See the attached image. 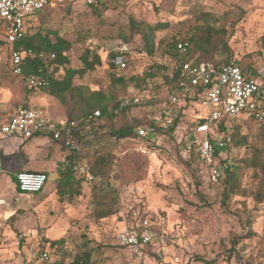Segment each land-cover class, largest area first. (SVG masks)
<instances>
[{
    "label": "rangeland",
    "instance_id": "obj_1",
    "mask_svg": "<svg viewBox=\"0 0 264 264\" xmlns=\"http://www.w3.org/2000/svg\"><path fill=\"white\" fill-rule=\"evenodd\" d=\"M103 7L108 10L103 11ZM201 13H209L213 17L211 24L228 31L234 59L264 71V0H96L95 6L83 0H53L50 7L30 18L31 35L39 30L56 31L73 45L70 63L54 75L56 78L61 79L68 68H82L80 58L87 49L99 53L106 67L111 53L123 43L130 49L129 67L120 75L142 79L153 67L156 77L124 88L113 82L116 71L100 68L74 80L75 87L83 90L69 94L64 105L68 117L80 116L81 108L92 100L94 92H101L112 105L125 97L142 102L105 119L104 126L98 128V135H104L99 140L87 136L93 134L90 128L82 132L90 139L87 146L80 144L85 151L82 163L89 164L94 153L107 155L112 191L106 190L100 196L104 203L113 205L114 214L104 219L91 218L90 212L100 209L92 208L91 198L87 199L82 217L64 216V209L51 207L22 211L11 219L13 216L5 214L4 208L0 210V264H32L33 253L46 248L51 251L49 264H70L84 245L93 251L94 264H264V204L257 203L251 194L257 189L259 172L244 168L239 191L223 204L226 168L221 164L219 180L212 181L208 169L198 161L191 138L189 125L198 115L197 101L181 103L180 122L174 131L147 128L149 138L133 141L110 135L122 127L137 130L160 121V100L166 99L169 91L165 75L174 63L165 54L166 45L191 37L203 24L205 17ZM156 24L164 27L153 34L156 49L150 56L140 30ZM7 43L0 27V122L23 106L22 100L29 93L41 92L31 91L12 73V45ZM228 126V132L221 133L228 147L222 159L232 163L246 160L252 157L254 148H263L259 124L237 119ZM242 136L247 144L237 147L235 141ZM65 150L70 152L68 147ZM59 155L31 162L28 170L36 172L37 168L54 166ZM12 170L13 166L6 163L0 176V190L5 188L7 198L16 189ZM56 177H51L46 190L54 187ZM94 186L87 184L88 195ZM28 202L35 205L39 199L30 198ZM133 213L152 218L158 230L156 242L139 255L134 254L137 249L123 248L116 241ZM59 239L65 242L58 250L48 245ZM86 240L88 244H84Z\"/></svg>",
    "mask_w": 264,
    "mask_h": 264
},
{
    "label": "built area",
    "instance_id": "obj_2",
    "mask_svg": "<svg viewBox=\"0 0 264 264\" xmlns=\"http://www.w3.org/2000/svg\"><path fill=\"white\" fill-rule=\"evenodd\" d=\"M88 6L96 4V0H83ZM53 0H0V27L3 28L7 41L17 43L31 35V17L39 15L45 8L50 7ZM177 49L188 52L190 42L178 38ZM110 63L122 72L129 67V51L124 44L117 45ZM47 63L55 60L51 53L36 54L33 50L12 49L10 51L11 71L15 76L23 77L31 89L40 90L49 85L48 77L44 75H24V64L27 58H36ZM186 80L168 91L166 99L162 101L160 122L165 130H171L175 118L179 114V106L186 102V98L198 99L199 119L204 123L195 129L194 145L197 146L201 161L209 171L212 181L216 182L221 175V161L219 152L226 145L225 138L217 130L218 124L224 119H246L264 123V71L259 76H246L237 60L223 66H216L211 62L196 63L194 60L181 65ZM134 102H139L135 99ZM101 117V112L95 111L88 121ZM79 128L77 121H57L44 108L20 107L16 113L0 124V132L7 137L20 136L32 138L36 134H53L55 139L65 138V145L77 148L75 132ZM146 130L139 131L146 136ZM4 163L0 157V176ZM79 172L86 177V184L92 185L96 177L90 172L88 163L79 165ZM17 186L20 192L34 195L42 192L48 183V176L42 172L20 171L16 174ZM5 202L0 201V205ZM137 218L136 213H134ZM137 220V219H135ZM152 218L136 221V224L125 223L117 234L118 245L138 249L156 242L157 229ZM51 251L41 249L32 255V264H45L51 260Z\"/></svg>",
    "mask_w": 264,
    "mask_h": 264
},
{
    "label": "trees",
    "instance_id": "obj_3",
    "mask_svg": "<svg viewBox=\"0 0 264 264\" xmlns=\"http://www.w3.org/2000/svg\"><path fill=\"white\" fill-rule=\"evenodd\" d=\"M101 5L104 6V2L100 1ZM96 4L90 5L95 6ZM104 8V7H103ZM108 9L104 8L103 11ZM99 14V13H98ZM203 18V24L200 25L198 28L195 29L192 36L189 38H184L190 42V49L188 52L184 53L177 49V39L168 43L166 45L165 54H168L173 59V66L170 70V73H166L165 81L168 86V89L171 90L176 88L180 85L182 81H185L186 78L183 75L181 70V65L187 61L194 60L196 63L200 62H211L214 63L216 66H223L230 63L233 60L232 51L228 44V31L223 27H217L215 23L211 24L209 20H212V15L209 13H201ZM163 24H156V25H147L142 30H140L143 39L145 41V47L147 54L152 56L155 52L156 45L154 42L153 34L154 32L158 31L159 29L163 28ZM7 44H10L9 42ZM130 54L129 47L123 43ZM12 49H25V50H33L36 54L45 52L55 54L56 58L50 63L40 59L39 57L36 58H27L24 64V75H44L49 79V85L45 88L40 89L43 93L50 95L61 102L62 105H66L68 102L69 94H73L75 91L76 93L82 92L83 88L75 87L74 80L78 78L84 77L89 72H94L100 68L103 69H112L116 71L118 75H113V82L116 85H120L122 87H127L130 84H136L138 86V82L145 83L147 80L154 79L156 77V73H154V68L152 67L151 70L146 72L142 79L137 77H131L126 79L124 76L120 75L121 72L117 70V68L112 65L111 63L106 64V67H103L102 59L99 53H96L90 49H87L85 53L81 56L80 60L82 63V68L74 69L68 68L66 69L64 76L59 79L54 77L56 73L63 67H66L70 63L69 53L72 50V43L63 39L56 31H36L34 34L25 37V39L11 44ZM114 56V52L111 53L110 58ZM210 58V60H205L204 58ZM239 66L241 67L243 73L246 76H259L260 69L255 67L252 64H243L241 61L237 60ZM160 70H167V68L163 66H158ZM50 70H52L50 72ZM127 70V69H126ZM124 70V71H126ZM122 71V72H124ZM140 79V80H139ZM80 98V96L78 97ZM137 99V98H135ZM134 98L125 97L120 101H117L114 105L103 95L101 92H94L93 98L91 101H86L81 108L82 114L76 118L68 117V121H77L79 122V128L75 132V140L77 142V148H70V152L68 153L67 160L62 164L61 169H59L60 178L57 180L56 189L57 195L59 196L60 200L64 203L66 200L68 203H71L74 198L83 194L84 185L86 184V177L85 175L79 172V165L83 162V152L84 148H81L80 144L83 143L85 146L88 145L87 142L90 141L89 137L91 136L95 140H99L102 136L98 135V128H102L105 123V119L113 118L116 113L125 112L132 107L139 106L142 102H134ZM163 100H160L162 103ZM198 101L197 97L194 98H186V103H192ZM81 103V102H80ZM186 107H181V109ZM99 110L101 112V117L98 119H94L88 121V118L95 113V111ZM233 120L237 119H224L219 122L217 130L221 133L228 132L229 123ZM246 120V119H245ZM193 122L189 125V128L192 129V140L195 139V129L204 123L203 119H199L197 116L192 119ZM251 121V120H249ZM180 122V116L177 115L174 121V125L172 130L174 131ZM255 122V121H253ZM260 125V139L262 142L263 148H254V152L252 157L246 160H236L234 163L228 161V159H222L223 152L228 150L227 144L223 149L219 152V158L221 164L225 166L226 177L224 179L225 189L223 193L224 202L227 201L233 194H237L240 187V180L242 173L241 171L244 168L249 169L253 168L257 172H259V183L257 185V189L255 188L252 191V195L254 196L255 200L259 204H264V123H258ZM86 128L92 129L93 134L87 135L84 137L82 135L83 130ZM151 128L152 131L159 130V131H166L162 125V122H152L150 123L149 127L141 126L137 130H135L132 126L122 127L116 131H111L110 135L116 137L117 139H126V140H135L136 138L147 139L148 136H141L139 131L141 129ZM151 131V132H152ZM153 133H151L152 135ZM53 135V134H52ZM154 135V134H153ZM61 144L63 148H66L65 145V138L61 137ZM151 140V139H149ZM236 146L242 147L246 145L245 136L236 139ZM69 148V147H68ZM195 152L198 158V161L205 166V164L201 161L200 155L198 153L197 146L195 145ZM94 157V159H93ZM92 159V160H91ZM89 161L90 165V172L96 177V181L94 182L95 186L90 191L89 198L92 199L90 205L97 206L100 208L98 211L95 209L91 214V218L94 216L98 219H104L112 216L114 212L111 210L112 204H106L103 200H101L100 194L105 192L106 190H111L112 185L110 183V178L108 175L107 169L110 167V164L107 161V155L104 153H94ZM224 160V161H223ZM206 167V166H205ZM222 179V178H221ZM219 180V179H218ZM19 191V189H18ZM112 191V190H111ZM20 192V191H19ZM115 192V191H114ZM22 193V192H20ZM89 202V201H88ZM117 202V201H116ZM114 203V201H113ZM90 207V206H89ZM102 207V209H101ZM104 207V208H103ZM106 208V209H105ZM15 215L11 218L13 219ZM147 218L146 215L139 216L135 218L134 213L130 215L128 219L129 224H136V221L140 219ZM137 219V220H135ZM253 233V232H252ZM251 233V234H252ZM250 234V235H251ZM65 241L63 239L55 240L50 242L51 248L58 250L60 245L63 244ZM88 244V240L86 243ZM151 245H146L134 250L135 255H139L143 251H145ZM83 250L76 253L73 257V261L70 264H94L92 261V253L93 251L87 250V246H82ZM123 248H128L124 247ZM63 254L67 255V252H62ZM51 261V260H50ZM45 263V264H49Z\"/></svg>",
    "mask_w": 264,
    "mask_h": 264
},
{
    "label": "crops",
    "instance_id": "obj_4",
    "mask_svg": "<svg viewBox=\"0 0 264 264\" xmlns=\"http://www.w3.org/2000/svg\"><path fill=\"white\" fill-rule=\"evenodd\" d=\"M168 73H170V71ZM15 77L20 78L25 82L23 77ZM28 89L40 92V90L31 89L29 87ZM41 92L33 94L29 93V95L23 98L22 103L24 105L20 107L44 108L49 111V113L52 114L57 121H68L64 105H62L56 98ZM20 107L16 108L15 113ZM160 107L161 105H159V111L161 114ZM12 115L3 121L10 118ZM3 121H1L0 124ZM61 140V137L59 139H55V137L49 133L36 134L32 138L27 139L20 136L7 137L0 132V157L3 159L4 166L6 163H10L13 166L12 175L16 184V189H14L15 193L11 198L5 197V188L0 190V201L5 202L3 205H0V210L5 208V214H10L11 216L15 215L17 217V213H21L22 211L26 212L30 209H39L40 211H43L45 208L52 207L60 208L62 210L64 209L62 214L64 216L84 215L87 210V199L89 198L87 184L84 185L83 194L74 198L71 203H68L67 200L63 203L57 195L56 183L60 178L59 169H61L62 164L67 160L68 156V152H66L65 148H63ZM56 155H59L60 157L57 158L54 166H50L49 168L40 167L36 170V172H42L48 176V183L46 187L49 185L51 177L53 175H57L54 187L51 186L48 190H46L45 187L42 192L34 195L20 193L18 191L16 174L20 171H29L28 169H30L29 166H31V162H36L40 159L50 160ZM30 198L39 199V202L35 205H29L28 199Z\"/></svg>",
    "mask_w": 264,
    "mask_h": 264
}]
</instances>
